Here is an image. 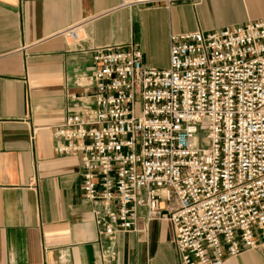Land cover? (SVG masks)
Returning a JSON list of instances; mask_svg holds the SVG:
<instances>
[{
    "label": "built area",
    "instance_id": "obj_1",
    "mask_svg": "<svg viewBox=\"0 0 264 264\" xmlns=\"http://www.w3.org/2000/svg\"><path fill=\"white\" fill-rule=\"evenodd\" d=\"M169 40L168 69L131 44L94 49L54 153L79 158L103 237L166 222L181 264H224L264 235V23Z\"/></svg>",
    "mask_w": 264,
    "mask_h": 264
},
{
    "label": "crops",
    "instance_id": "obj_2",
    "mask_svg": "<svg viewBox=\"0 0 264 264\" xmlns=\"http://www.w3.org/2000/svg\"><path fill=\"white\" fill-rule=\"evenodd\" d=\"M250 22L264 23V0H0V264H181L166 222L145 241L100 235L79 158L55 154L52 131L86 95L73 79L94 49L131 44L168 69L171 35ZM257 240L224 264H264Z\"/></svg>",
    "mask_w": 264,
    "mask_h": 264
},
{
    "label": "rangeland",
    "instance_id": "obj_3",
    "mask_svg": "<svg viewBox=\"0 0 264 264\" xmlns=\"http://www.w3.org/2000/svg\"><path fill=\"white\" fill-rule=\"evenodd\" d=\"M203 137H204L203 134L200 133V135L198 136V140L202 141Z\"/></svg>",
    "mask_w": 264,
    "mask_h": 264
},
{
    "label": "bare ground",
    "instance_id": "obj_4",
    "mask_svg": "<svg viewBox=\"0 0 264 264\" xmlns=\"http://www.w3.org/2000/svg\"><path fill=\"white\" fill-rule=\"evenodd\" d=\"M80 37H81V34L79 33L77 38L79 39Z\"/></svg>",
    "mask_w": 264,
    "mask_h": 264
}]
</instances>
